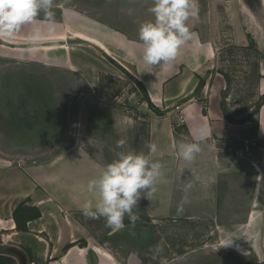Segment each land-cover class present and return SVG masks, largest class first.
Masks as SVG:
<instances>
[{
    "label": "rangeland",
    "instance_id": "rangeland-1",
    "mask_svg": "<svg viewBox=\"0 0 264 264\" xmlns=\"http://www.w3.org/2000/svg\"><path fill=\"white\" fill-rule=\"evenodd\" d=\"M61 1L69 9H85L90 4L88 0ZM143 2L146 6L153 0ZM196 4L198 15L193 21L199 20L201 33L215 49L208 92L201 84L198 96L207 101L212 94L213 101H220L234 121L245 120L246 136L255 141L249 152L236 153L244 148L243 142L226 150L228 159L234 160L225 166L230 174H225L228 189L223 202L218 203L221 197H216L213 189L200 197L196 188H191V179L181 185L183 188L178 187L181 180L177 179V187L167 196L171 199L169 210L146 209L150 196L142 192L133 209L138 219L133 223L125 216V228L112 235H108L105 218H86L98 228L96 239L90 242L80 240L61 250L58 239L53 243L19 235L10 239L3 238L1 231L0 243L23 248L31 264L35 260L36 264L60 262L69 248L78 244L103 247L112 254L114 264H128L132 255L143 257L141 264H264V139L259 137L260 111L256 113L257 104L264 99V0H196ZM70 37L68 34L70 44L59 54L83 63L81 70L58 67L57 72L53 65H46L45 60L58 55L42 49L45 41L37 51L16 50L10 55L5 52L9 44L0 43V155H9L19 168L82 152L107 164L120 152L149 155L154 114L135 80L101 50L83 47ZM156 108L164 114L160 106ZM121 139L125 144L118 148ZM249 161L250 170L246 166ZM255 182L256 202L251 207L247 187ZM202 198L206 202L201 203ZM179 206L189 209L178 210ZM15 231L8 229L4 235ZM48 252L54 254L53 259L45 260Z\"/></svg>",
    "mask_w": 264,
    "mask_h": 264
},
{
    "label": "crops",
    "instance_id": "crops-1",
    "mask_svg": "<svg viewBox=\"0 0 264 264\" xmlns=\"http://www.w3.org/2000/svg\"><path fill=\"white\" fill-rule=\"evenodd\" d=\"M88 2L90 4L85 10L69 9L61 0H54L52 11L55 14V27L51 33L48 32L50 25L41 13L34 24L24 26L14 39H0V43L9 44L5 51L9 55L13 53L12 51L26 50L29 48L27 37L35 28H40L47 36L42 49L54 50L58 55L51 61L45 60V64L53 65L52 68L56 71L58 67L73 68L71 70L74 71L81 70L84 66L83 63L71 62L66 55L59 54L66 43L70 44V41H67L68 34L83 47L101 50L112 59L115 66L121 65L135 76L146 88L152 104L164 110L163 115H157L150 103L144 99L154 114L153 124L150 126V142L157 146V151L150 154V159L161 165L160 176L154 185L155 191L148 193L150 199L146 203V209L169 210L171 199L167 196H170L177 187L175 184L177 179L181 180L178 186L180 188L191 179L190 182L194 183L191 188H196L195 194L200 197L207 195L208 189H213V194L221 197L218 198V203L221 204L220 202L224 200V190L228 189L225 174H230L225 166L233 164L234 160L228 159L226 150L247 138L249 129L245 123L227 120L220 101H213V95L207 100V111L204 112L203 96H198L197 88L203 81L204 92H208L210 79L213 77L212 62L215 49L201 33L199 20L190 19L192 39L181 48L175 61L165 65H147L142 60L143 48L142 42L139 41V27L146 17L148 20H154V16L148 12L153 2L151 4L147 2L146 6L143 0H88ZM261 87L264 88V78ZM175 103L181 104L185 116V123L181 126L177 125ZM259 117V137L264 139V103ZM179 142L198 143L201 150L195 154L193 160L186 161L177 154L176 145ZM217 149H220L218 153ZM250 164L249 161L246 165L249 170ZM106 165L105 160H97L87 152L67 157L59 156L51 162L28 164L25 168L16 167L9 155H0L2 237L11 239L12 236L19 235L21 239H50L52 243L54 239H58L56 243H61L59 248L61 250L66 244L96 239L98 228L85 221L88 217L83 215L82 205L85 201L92 200L95 203L98 199L94 192L88 191V183L99 178ZM197 165L200 167L197 168ZM247 189L249 199L250 195L252 197L250 205L255 207L257 183H253ZM164 194L163 202L160 204L159 197ZM203 200L202 198L200 202ZM248 202L249 200L245 204L248 205ZM21 205L28 215L21 213L22 215L15 219V211ZM177 209L187 211L189 208L179 206ZM37 212L40 216L33 218ZM8 229H15L17 232L5 236L4 233ZM110 234H113L111 229L108 232V235ZM36 243L38 244L37 241ZM89 245L91 244L82 247L79 244L73 245L66 252L65 258L53 263L114 264L109 251H105L99 245ZM89 247L94 251L90 252ZM45 254L47 256L45 260L54 258L53 253ZM95 254H103L105 257H96ZM140 257L132 255L128 258V264H141L143 257ZM35 261L32 264H36ZM47 263L52 264L50 261ZM37 264L44 263L38 261Z\"/></svg>",
    "mask_w": 264,
    "mask_h": 264
},
{
    "label": "clouds",
    "instance_id": "clouds-1",
    "mask_svg": "<svg viewBox=\"0 0 264 264\" xmlns=\"http://www.w3.org/2000/svg\"><path fill=\"white\" fill-rule=\"evenodd\" d=\"M54 0H0V39H14L26 25L34 24L41 13L48 21L51 33L55 27L52 11ZM154 20L144 21L139 27V41L142 42V60L147 65H165L176 60L181 48L192 39L189 21L198 15L196 0H153L148 9ZM47 36L35 28L27 37L29 52L39 49ZM123 139L117 147H123ZM149 155L120 152L118 158L107 164L97 179L88 183V191L98 199L85 201L83 215L91 219L105 218V226L113 232L125 228L127 216L135 222L138 216L133 212L141 199L142 192L151 194L160 176L161 165L152 162L150 154L157 151L153 143L147 145ZM178 155L186 161L200 152L198 143L179 142Z\"/></svg>",
    "mask_w": 264,
    "mask_h": 264
},
{
    "label": "trees",
    "instance_id": "trees-1",
    "mask_svg": "<svg viewBox=\"0 0 264 264\" xmlns=\"http://www.w3.org/2000/svg\"><path fill=\"white\" fill-rule=\"evenodd\" d=\"M119 66V65H118ZM122 70H124L127 74H129V75H131V77L133 78V80H135V82L137 83L136 85L137 86H139V88H140V90H141V92H142V94H143V98H145V100H147L149 103H150V105H151V107L156 111V112H158L159 114H161V112H159V110L156 108V106H154L153 104H152V102H151V100H150V97H149V95H148V93H147V90H146V88L144 87V85L139 81V80H137L129 71H127L125 68H123V67H121V65L119 66ZM203 85L204 83H203V81H201L200 83H199V86L200 85ZM263 103H264V99L263 100H261V102L260 103H258L257 104V106H256V113H259V111H260V108H261V106L263 105ZM261 105V106H260ZM221 109H222V111H223V113H224V115H225V117H226V119L227 120H229L230 122H236V123H240L239 121L237 122V121H234V119L229 115V113H228V111L226 110V108H224L222 105H221ZM206 108H204V112L206 113ZM245 122V120L244 121H242V123H244ZM21 213H23L24 215L26 214V216L28 215L27 214V212L24 210V207L21 205V206H19L18 208H17V210L15 211V219H18V217H19V215H22ZM40 216V213L39 212H37V213H35L34 215H33V218H37V217H39ZM27 218V217H26ZM25 222V221H24ZM6 261H10V264H17L16 263V260L15 259H13L12 257H9V256H3V255H0V264H2L3 262H6Z\"/></svg>",
    "mask_w": 264,
    "mask_h": 264
},
{
    "label": "water",
    "instance_id": "water-1",
    "mask_svg": "<svg viewBox=\"0 0 264 264\" xmlns=\"http://www.w3.org/2000/svg\"><path fill=\"white\" fill-rule=\"evenodd\" d=\"M0 255L12 257L17 264H31L28 253L15 244L0 243Z\"/></svg>",
    "mask_w": 264,
    "mask_h": 264
},
{
    "label": "built area",
    "instance_id": "built-area-1",
    "mask_svg": "<svg viewBox=\"0 0 264 264\" xmlns=\"http://www.w3.org/2000/svg\"><path fill=\"white\" fill-rule=\"evenodd\" d=\"M212 97V94L209 95L208 100H210ZM203 104L205 105V108L207 107V102L203 100ZM174 111H176V113L178 114V118H177V125H182L185 123V116L183 115L182 112V106L180 103H175L174 105ZM244 148L242 150H237L236 153L237 154H241V152H249L251 151L252 145H254V142L252 139L250 138H243L242 139Z\"/></svg>",
    "mask_w": 264,
    "mask_h": 264
},
{
    "label": "bare ground",
    "instance_id": "bare-ground-1",
    "mask_svg": "<svg viewBox=\"0 0 264 264\" xmlns=\"http://www.w3.org/2000/svg\"><path fill=\"white\" fill-rule=\"evenodd\" d=\"M244 252H245V251H244ZM244 252H243L242 254H245Z\"/></svg>",
    "mask_w": 264,
    "mask_h": 264
}]
</instances>
